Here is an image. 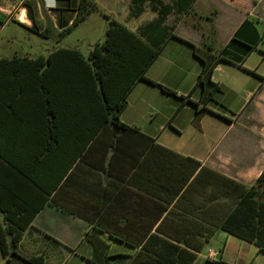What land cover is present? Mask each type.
I'll return each instance as SVG.
<instances>
[{"label": "crops", "instance_id": "crops-1", "mask_svg": "<svg viewBox=\"0 0 264 264\" xmlns=\"http://www.w3.org/2000/svg\"><path fill=\"white\" fill-rule=\"evenodd\" d=\"M78 1L0 0V33L15 22L40 37L47 30L49 40L71 26ZM113 1L122 8L121 25L134 33L156 20L149 10V21L128 25L146 9L134 17L131 0ZM163 26L171 35L117 116L130 130L116 128L102 105L86 98L62 60L51 67L53 113L28 102L37 97L19 103L15 123L0 111V150L15 165H0V229L21 221L19 210L39 208L8 264L34 257L93 264L90 237L107 246L109 264H169L175 246L196 255L191 264H264V253L220 230L264 170V0H195L176 24L171 13ZM205 38L223 59L210 80L219 91L200 111L192 104L201 92L193 47L203 54ZM58 48L6 59L45 58ZM212 251L219 257L209 262Z\"/></svg>", "mask_w": 264, "mask_h": 264}, {"label": "trees", "instance_id": "trees-1", "mask_svg": "<svg viewBox=\"0 0 264 264\" xmlns=\"http://www.w3.org/2000/svg\"><path fill=\"white\" fill-rule=\"evenodd\" d=\"M194 2L195 0H171L170 4H165L161 0H131L132 16L138 17L144 6L148 5L149 10L156 14L155 22L134 33L120 23L107 19L103 41L94 44L86 56L74 48H58L47 57H38L34 60L0 58V111L4 112L7 122L15 123L19 120V103L27 102V98L37 97L40 99L28 102L41 103L44 114L53 113L49 96L51 67L54 65L53 60H62L60 66L74 70L76 74L74 81L76 83L82 81L86 98L101 104L106 116L111 115L110 120L116 128L130 130L117 122L119 112L126 106V95L137 81H147L144 78L146 69L157 57L167 37L171 35L170 29L163 26L165 18L173 13L176 24L182 15L192 10ZM95 10L96 4L93 0H79L71 26L60 31V35L84 21ZM47 33L46 30L40 35L46 38ZM203 47V54L193 47V54L201 64L195 88L200 87L201 92L198 101L192 104L195 107L201 105L200 111L204 110V105L212 101L213 96L219 91L210 80L217 63L223 59L213 54L212 38H205ZM34 89L39 95H32ZM106 122L104 118V123ZM98 130L99 127L91 130L86 144H83L84 147ZM5 151L0 150V165L14 169L15 165ZM37 209L39 208L28 214L25 209L19 210L21 221H13L3 230L0 229V255L6 264L11 258H17L16 249L22 231L29 225ZM220 230L253 245L257 253H264V170L221 222ZM6 235L9 236L8 240L5 238ZM94 239L89 238L96 255L93 264H109L107 246ZM195 258L196 255L175 246V257L169 264H191ZM25 263L43 264V259L34 257ZM144 264L162 263L154 260Z\"/></svg>", "mask_w": 264, "mask_h": 264}, {"label": "rangeland", "instance_id": "rangeland-1", "mask_svg": "<svg viewBox=\"0 0 264 264\" xmlns=\"http://www.w3.org/2000/svg\"><path fill=\"white\" fill-rule=\"evenodd\" d=\"M95 1L101 5V8H99L98 11H94L90 15L89 19L82 21L63 35H60L59 33L61 30L51 32L52 38H49V40L38 36L21 23L17 24L15 22H9L0 33V58H10L15 55L22 56L46 53L47 50L52 49L54 46L75 48L81 53L86 54L90 51L94 44L98 42L101 43L103 41L107 26V19L114 20L124 25V20L120 14L122 13V8H120L115 1ZM124 1L125 3L128 2V0ZM161 2L170 4L171 0H161ZM210 7L212 9L214 8V6ZM144 8L147 13H143L138 19L130 18L128 25H140L149 21L151 14L149 13L148 5H145ZM198 10V8L194 9L193 12H197ZM194 14L195 13L192 14L193 17ZM0 19L2 22H5L6 20L4 17H1ZM218 110L223 114L220 109ZM207 129L210 131V126H208ZM215 247H220V245L217 243ZM236 251L235 246H230L229 253L232 257L236 255ZM0 264H4L1 259ZM254 264L257 263L254 262Z\"/></svg>", "mask_w": 264, "mask_h": 264}, {"label": "built area", "instance_id": "built-area-1", "mask_svg": "<svg viewBox=\"0 0 264 264\" xmlns=\"http://www.w3.org/2000/svg\"><path fill=\"white\" fill-rule=\"evenodd\" d=\"M219 257V254L217 252H209L206 254L205 259L209 262H214Z\"/></svg>", "mask_w": 264, "mask_h": 264}]
</instances>
